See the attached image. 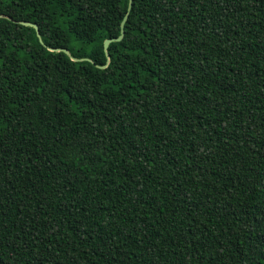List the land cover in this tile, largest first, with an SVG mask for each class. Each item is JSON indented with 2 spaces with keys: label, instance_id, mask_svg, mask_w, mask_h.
I'll return each instance as SVG.
<instances>
[{
  "label": "trees",
  "instance_id": "obj_1",
  "mask_svg": "<svg viewBox=\"0 0 264 264\" xmlns=\"http://www.w3.org/2000/svg\"><path fill=\"white\" fill-rule=\"evenodd\" d=\"M128 2L0 0V264H264V0Z\"/></svg>",
  "mask_w": 264,
  "mask_h": 264
},
{
  "label": "water",
  "instance_id": "obj_2",
  "mask_svg": "<svg viewBox=\"0 0 264 264\" xmlns=\"http://www.w3.org/2000/svg\"><path fill=\"white\" fill-rule=\"evenodd\" d=\"M130 7H131V0H129V2H128L127 13L124 15V17H123V19H122V21H121V24H120V34H119V36H117V37H115V38L105 39L104 42H103V49H104V52H105L106 57H107V62H108V57H109V54H108V52H107L108 44H109L110 42H112V41H119V40L122 39L123 34H124L123 26H124V22H125V20L127 19L128 12H129V10H130ZM20 23L23 24V25H26V26H31V27H33V28L35 29V31H36V35H37V37L39 38V40H40V42H41V37H40V33H39V29H38L37 24H33V23H31V22H28V21H20ZM49 50H51V51H62V52H64L65 54L69 55L70 58H71L72 60H78L77 58H74L73 56H71L70 53H69V51H68V49H66V48H55V49H54V48H49ZM83 59H86V58H81L80 60H83ZM104 66H105V65H104ZM104 66H103V67H104Z\"/></svg>",
  "mask_w": 264,
  "mask_h": 264
}]
</instances>
